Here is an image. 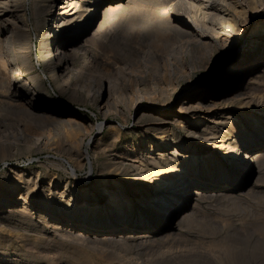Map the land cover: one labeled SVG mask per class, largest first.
<instances>
[{"label": "bare ground", "instance_id": "6f19581e", "mask_svg": "<svg viewBox=\"0 0 264 264\" xmlns=\"http://www.w3.org/2000/svg\"><path fill=\"white\" fill-rule=\"evenodd\" d=\"M43 1L46 6H41L36 15L41 20L38 28L50 37L49 52L54 61L52 68L56 72L55 82L62 90H67L72 88L70 79L78 69L75 65L78 53L91 58L84 64L85 67L91 63H97V66L107 63L98 54L90 53L89 46H103L108 27L107 17L110 13L123 11L132 0ZM18 2L21 0H0V62L10 73L9 84L20 87V76L16 75H20L25 63L20 51L23 43H20V35L21 30L27 34L29 27L24 18L19 21L22 19L19 17L21 14L17 13L19 16H16V10L12 7V4ZM160 2L158 8L154 7L156 14L151 18L148 28L152 29L154 35L151 42L154 40L158 46L168 43L169 48L164 50V54L160 51L157 54L154 49L147 51L150 64L158 67L156 70L159 74L154 79H148L150 91L145 96L136 95V99L129 105L135 110L134 124L140 127V142L133 143L130 147L124 146L121 151L112 154L107 162H103V168L109 169L110 173L129 179V190L123 183L102 181L98 191L105 199L100 200L97 196L92 197L87 189L79 191L76 180L57 179L51 173L44 186L37 172L34 174L10 168L7 187L4 186L8 194L0 195L1 209L12 207L16 200L22 201L21 209L24 211L49 217L50 228L81 238L96 237V231L109 225L111 220L119 221L136 216V221L129 230L128 223H116L110 227V234L101 239L106 244L116 242L127 246L148 240L154 234L149 228L145 233L139 231L140 228L150 226H147L150 215L169 219L165 228L170 225L179 228L183 222L190 221L195 213L194 209L191 213L185 211L191 197L190 186L195 187L192 192L195 194V208L199 199L222 200L233 196L236 188L228 183V166L231 171H243L250 162H255L260 175L264 164V0ZM103 3V13L100 14L98 8ZM240 36H245L247 43L236 62L225 68V84L221 90L217 91L219 87H204L199 92L196 84L187 81L194 67L192 65L200 56L219 47H227L230 51ZM249 55H252V59H249ZM95 75L97 80L93 77V84H89L87 88H72L71 91L84 92L86 97L95 92L97 102L101 101L98 109L105 117V109L111 101L114 104L117 102L118 94L113 90L109 77L103 76L99 71ZM138 78L143 80L141 76ZM180 81H186L187 92L181 99L178 110L171 113L170 107ZM161 84L165 85L164 89L159 87ZM26 102L16 103L13 107L32 121L33 118L44 119L46 124L50 122L53 127L63 124L73 133L81 134V138H74L78 134L69 135L70 140L64 141L63 149L71 166L70 175L75 178L76 170L88 164L85 180H89L93 165L87 154L78 150L81 145L78 142L88 133L87 127L69 117L70 112L56 113L46 106L33 104L31 99ZM143 102L155 106L152 109H141L140 104ZM122 105L127 107L124 103ZM121 112L126 118L132 115L126 116L123 110ZM144 117L147 121L143 120ZM42 120L39 121L42 123ZM110 127V132L118 139L120 125ZM93 128L100 135L103 124L94 125ZM180 132L189 141H183ZM19 134L23 135L21 130ZM101 142L103 143L98 139L94 148L100 147ZM102 154L105 155L104 152ZM209 181L212 183L209 184ZM33 198L35 200L31 201ZM54 208L61 213L60 218H53ZM75 219L79 220L77 227L81 231L64 229L62 223L70 227Z\"/></svg>", "mask_w": 264, "mask_h": 264}, {"label": "rangeland", "instance_id": "374dc122", "mask_svg": "<svg viewBox=\"0 0 264 264\" xmlns=\"http://www.w3.org/2000/svg\"><path fill=\"white\" fill-rule=\"evenodd\" d=\"M160 1L163 0H132L123 11L109 14L103 46H89L90 53L98 54L107 62L105 66L91 63L85 67L84 64L91 60L89 55L78 53L76 56L75 65L79 72L76 70L75 74L73 73L74 77L70 79L73 89L80 86L87 88L89 84H93L92 78L96 79L95 74L99 71L103 76L109 77L113 90L115 89L118 94L117 102L114 104L111 101L105 109V117L98 109L101 101L97 102L95 92L94 94L91 92L92 96L86 97L87 94L84 92H73L72 88L62 90L56 84V72L52 68L54 61L49 52L50 37L44 35L41 28L39 31L38 24L41 20L36 16L40 8L46 6L44 1L21 0L16 3L17 5L12 4L16 14H21L16 15L22 18L18 17L19 21L24 18L29 30L27 34L21 30L20 35V43L23 42L20 46L23 54L21 52L20 54L26 60H24L26 64L24 63L22 72L16 77L20 76L18 82L22 86L9 84L10 73L0 62V195L8 194L5 188L10 168L34 174L37 172L44 186L51 173H54L57 179L76 180L79 191L87 189L92 197L97 196L100 200L105 199L98 191L102 181L120 182L128 187L129 179L110 173L109 169L103 168V162H107L112 154L121 151L124 146L130 147L131 144L140 142V127L134 124L135 110L129 105L136 99V95L145 96L150 91V86L147 85L150 83L149 80L159 74L156 70L158 67L150 64L147 51L154 49L157 54L160 52L164 54V50L169 48L168 43L158 46L154 40L151 42L154 35L152 29L148 28L154 13L156 14L154 7H159ZM104 5L103 3L98 8L100 14L103 13ZM137 26L140 29H137ZM181 40L183 41V38ZM246 43V37L240 36L232 50L219 47L200 56L192 65L194 67L187 81L196 84L199 92L204 87H219L217 91L221 90L225 84L223 82L225 68L228 64L236 62ZM45 53L49 55L48 59ZM249 59H252V55H249ZM262 61L264 62V53ZM138 76L143 78V82ZM180 82L170 107L171 113L178 110L179 103L187 92L186 81ZM159 87L164 89L165 85L161 84ZM28 99H31L33 104L46 106L56 113L70 112L69 117L87 127L88 133L81 142H78L81 143L78 150L85 152L93 165L89 180H85L88 175V164L76 170L75 178L70 175L71 166L63 149L64 141L70 140L69 135L75 136L78 133H73L63 124L53 127L50 122L46 124L47 121L44 119L33 118L32 121L13 107L16 103H27ZM154 106L148 102L140 104L141 109H152ZM122 110L126 116L132 115L126 118L122 115ZM39 120H42L43 124ZM143 120L147 121V118L144 117ZM97 124H103L100 135H97V130L93 128ZM114 124L120 125L118 128H121L118 139L110 132V126ZM90 125L92 127H89ZM19 130L22 131V136ZM180 134L183 141H189L188 137L183 136L181 132ZM80 136L79 133L74 138ZM98 139L103 143L101 142L100 147L94 148ZM262 165L260 175L255 162H250L248 168L243 171H231L228 166L230 172L228 183L236 188L231 196L232 200L231 197L225 198L226 200L199 199L197 206L193 208L195 194L192 192L195 191V187L190 186L191 197L185 211L191 213L194 209L192 221L190 219L183 222L179 228L173 225L165 228L169 219L153 215L150 217L149 214L147 226H150L145 227L146 229L140 228L139 231L145 233L149 228L154 234H151L148 240L137 241L127 246L116 242L106 244L101 239L110 234V227L116 223H128L129 230L135 223L136 216L119 221L111 220L110 226L104 225V228L96 231V237L81 238L55 231L50 228L49 217L37 212L24 211L21 209L22 201L16 200L12 207L0 208V264H264V164ZM210 183L212 182L209 181ZM150 192L152 194L151 190ZM34 200L35 198L31 199ZM53 214V218L61 216L55 208ZM73 224L69 227L68 224L62 223L64 229L81 231L80 227H77L78 219H75Z\"/></svg>", "mask_w": 264, "mask_h": 264}]
</instances>
